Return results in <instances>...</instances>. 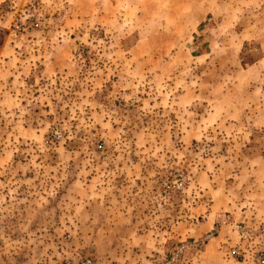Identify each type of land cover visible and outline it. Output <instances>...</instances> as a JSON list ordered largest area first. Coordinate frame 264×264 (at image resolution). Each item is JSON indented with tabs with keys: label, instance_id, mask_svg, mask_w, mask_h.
<instances>
[{
	"label": "rangeland",
	"instance_id": "rangeland-1",
	"mask_svg": "<svg viewBox=\"0 0 264 264\" xmlns=\"http://www.w3.org/2000/svg\"><path fill=\"white\" fill-rule=\"evenodd\" d=\"M264 264V0H0V264Z\"/></svg>",
	"mask_w": 264,
	"mask_h": 264
},
{
	"label": "built area",
	"instance_id": "built-area-1",
	"mask_svg": "<svg viewBox=\"0 0 264 264\" xmlns=\"http://www.w3.org/2000/svg\"><path fill=\"white\" fill-rule=\"evenodd\" d=\"M82 264H89V262H88V261H85V262H83Z\"/></svg>",
	"mask_w": 264,
	"mask_h": 264
}]
</instances>
